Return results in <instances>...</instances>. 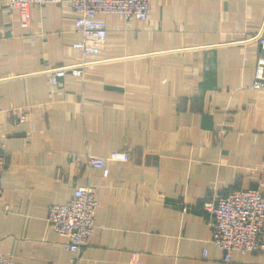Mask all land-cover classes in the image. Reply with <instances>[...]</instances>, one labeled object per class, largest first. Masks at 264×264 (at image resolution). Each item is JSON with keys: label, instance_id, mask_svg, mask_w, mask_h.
Wrapping results in <instances>:
<instances>
[{"label": "crops", "instance_id": "obj_1", "mask_svg": "<svg viewBox=\"0 0 264 264\" xmlns=\"http://www.w3.org/2000/svg\"><path fill=\"white\" fill-rule=\"evenodd\" d=\"M30 25L0 1V139L7 166L0 254L12 264H264L224 259L208 196L264 192V0H152L149 19L100 15L106 41L85 56L71 0L34 4ZM90 61L55 85L48 69ZM129 150L109 173L89 155ZM97 187L95 229L79 256L48 220L78 185ZM207 250V255H204Z\"/></svg>", "mask_w": 264, "mask_h": 264}, {"label": "built area", "instance_id": "obj_2", "mask_svg": "<svg viewBox=\"0 0 264 264\" xmlns=\"http://www.w3.org/2000/svg\"><path fill=\"white\" fill-rule=\"evenodd\" d=\"M19 10V19L23 27L30 25L31 8L34 4L60 3L62 0H0ZM76 13L75 25L81 38L73 47L90 55L98 50L107 37V22L100 15L117 13L125 18L137 17L149 19L152 0H71ZM264 51V33L253 37ZM90 61L83 59L77 63L58 65L48 69L52 82L57 85L68 73L84 76ZM253 87L264 90V54L257 59ZM5 142L0 139V202L4 200L2 185L3 174L7 166ZM131 158L129 150H112L108 155H89L90 167L102 168L109 173V163L114 160L127 161ZM99 206L97 187L92 184L78 185L73 196L64 202H54L49 206L48 220L54 230L66 238V246L77 256L89 243L95 229V216ZM209 214L211 227L210 242L223 250L224 259L231 260L232 253L264 252V192L258 188L241 187L221 196L213 193L204 202ZM207 255V250H204ZM11 256L0 254V264H12Z\"/></svg>", "mask_w": 264, "mask_h": 264}]
</instances>
